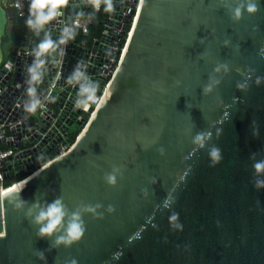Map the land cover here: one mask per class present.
Segmentation results:
<instances>
[{
    "label": "water",
    "instance_id": "water-1",
    "mask_svg": "<svg viewBox=\"0 0 264 264\" xmlns=\"http://www.w3.org/2000/svg\"><path fill=\"white\" fill-rule=\"evenodd\" d=\"M259 4L255 16L234 24L218 0H142L105 90L107 103L87 123L84 110L74 104L78 89L66 78L84 63L88 74L99 79L111 56L107 41L83 48L75 39L66 46L65 55L48 65L40 85L46 107L34 116L23 111L22 102L36 43L13 48L0 69V125L15 149L5 160L3 181L25 173L19 181L26 184L25 201L36 195L51 202L63 195L69 209L83 201L104 209L112 204L116 211H105L103 220L85 216L87 231L79 244L49 251L50 241L38 239L23 213L5 200L0 204V264H45L37 250L44 251L46 264L73 259L76 264H264V190L253 187L249 158L252 153L264 157V83L252 82L246 93L236 88L241 71L264 76L259 55L264 0ZM125 7L126 0H117L115 12L105 14L106 32L117 26ZM79 10L70 5L60 20ZM60 25H50L56 38ZM202 54L207 59H200ZM218 62H227L230 73L213 95L204 97L202 88ZM97 82L100 95L103 83ZM74 125L84 127L76 141L51 159ZM210 125L211 143L222 151L214 166L207 148L193 154L191 144L195 132ZM217 128L222 131L215 138ZM113 166H123L115 188L103 180ZM172 212L178 220H170Z\"/></svg>",
    "mask_w": 264,
    "mask_h": 264
},
{
    "label": "clouds",
    "instance_id": "clouds-1",
    "mask_svg": "<svg viewBox=\"0 0 264 264\" xmlns=\"http://www.w3.org/2000/svg\"><path fill=\"white\" fill-rule=\"evenodd\" d=\"M117 0H76L73 5L72 0H29L28 15L25 19V26L36 37H40L39 42L31 49L32 61L27 66L25 76V99L22 102V109L28 115H36L38 111L45 109V100L40 92V85L43 84L45 77L49 71L48 65L55 63L57 57L65 55L66 46L73 41L78 35L81 27V21L90 23L95 20L96 13L103 10L104 13H114L116 10ZM219 6L227 12L231 21L238 24L244 18L255 16L260 9L259 0H218ZM72 5L81 8L74 16L68 17L61 21L64 17L65 10ZM90 8L91 11L85 13L82 8ZM53 22L61 24L58 38L54 39L49 26ZM231 41L226 39L224 47L228 48ZM239 51V47H237ZM259 55L264 57V49L260 50ZM200 59H207L206 54H202ZM230 65L227 62H218L208 76L207 83L202 88V96L208 97L213 95L221 85L223 79L230 73ZM241 81H237V90L246 93L254 82L256 86L264 83V76L256 75L255 70L248 69L246 72H240ZM67 84L78 89L75 97V107L88 111L92 106L97 108L103 107L107 103V92L104 95H98L100 92V84L93 80L87 72L86 65L79 63L66 78ZM179 86V82H177ZM164 92L163 88L158 89ZM95 114V113H93ZM210 125L209 128L197 131L191 137L192 153L195 154L200 150L207 148L210 166H214L222 159L221 149L212 144L213 132ZM253 135H259V129L256 122L252 125ZM222 130L217 128L215 138L219 137ZM154 142V141H153ZM211 145V146H209ZM159 155L164 156L165 150L158 149ZM260 153H252L249 157L253 169V187L257 190H264V157L259 158ZM123 166H113L112 170L103 177L105 184L111 188L117 187L118 177L122 178ZM152 182V181H151ZM24 182L14 183L8 188L0 186V204L5 200L17 211L23 213L24 218L37 230L36 237L38 239H48L50 241L49 251L53 248L70 249L74 245L79 244L84 238L87 228L84 220L85 216H91L96 220H103L105 211L113 214L116 209L114 205L109 204L106 209L100 203L92 204L90 202H80L73 209H69L65 203L63 195L56 196L51 202L43 197L36 196L29 202L21 197V192L25 187ZM142 192L147 196L148 189ZM170 207V205H166ZM170 220H178L179 214L172 212ZM177 228L182 225L177 223ZM37 259L45 261L44 251L37 250L35 253ZM71 264H76L75 259Z\"/></svg>",
    "mask_w": 264,
    "mask_h": 264
},
{
    "label": "built area",
    "instance_id": "built-area-1",
    "mask_svg": "<svg viewBox=\"0 0 264 264\" xmlns=\"http://www.w3.org/2000/svg\"><path fill=\"white\" fill-rule=\"evenodd\" d=\"M141 2L142 0H126V7L124 8V10L119 16L120 19L117 21V26H112V30L109 32L105 31V26H104L102 37L99 40L104 39L107 41V46H108V49L111 51V56L107 58L108 59L107 61L103 62L101 66V73L99 75L100 78L95 79L94 77H91L93 80L95 81L98 80L103 83V91H102V94H100L102 96L104 95L105 90L110 85L117 71L118 65L122 58V54L125 50L129 36L131 34L133 25L137 19L138 12L141 6ZM28 3H29V0H12L9 6L16 10L19 18L25 20L28 15ZM83 11L86 12L87 10H83ZM63 20H66V19H63ZM91 25H92V22L86 23L84 21H81V27L79 31H81L83 35H87L90 30ZM78 43L80 47L88 48L86 47L85 40H82L81 42H78ZM89 65L90 63L87 64V66ZM96 109H97L96 106H92L88 111L83 112V117L86 119V123L90 119L91 115H93V113L96 111ZM84 113L86 115H84ZM5 130H6L5 127L0 125V179L1 181H3V174L5 173V169H6L5 160L9 156L14 155L15 153L13 149L3 150L1 148L3 143L4 144L9 143L7 136L4 133ZM71 146L72 145L67 143V141L65 144L61 143L59 147V153H57V156L59 154L66 153L71 148ZM33 171H36L35 167L33 168Z\"/></svg>",
    "mask_w": 264,
    "mask_h": 264
},
{
    "label": "crops",
    "instance_id": "crops-1",
    "mask_svg": "<svg viewBox=\"0 0 264 264\" xmlns=\"http://www.w3.org/2000/svg\"><path fill=\"white\" fill-rule=\"evenodd\" d=\"M11 1L12 0H0V69H2L9 60L11 52L15 46L20 45L23 42L33 41L31 34L27 33L28 31H25L23 35H17L15 33L14 24L17 22L18 18L16 10L9 6ZM52 35L53 38L56 39V34L52 32ZM84 115L86 114L84 113ZM75 126L77 127L78 125ZM70 132L72 131L70 130L69 134ZM9 136L10 135H7V137ZM66 138H64L63 141H66ZM2 146L15 151L14 147L10 146L9 143H3ZM53 152L55 151L52 150L51 153Z\"/></svg>",
    "mask_w": 264,
    "mask_h": 264
},
{
    "label": "trees",
    "instance_id": "trees-1",
    "mask_svg": "<svg viewBox=\"0 0 264 264\" xmlns=\"http://www.w3.org/2000/svg\"><path fill=\"white\" fill-rule=\"evenodd\" d=\"M90 11L91 10H88L85 13H88ZM16 15H17L18 20L14 24L15 33L17 35H23V33L25 31H28L27 33L31 34V37H32L33 41L35 43H38L40 37H36L34 34L29 32V30L25 26V20L19 18L17 13H16ZM104 16H105V13L103 12V10H101L99 13H96V18H95L94 21H92V25L90 26V30H89L88 34L87 35H83L81 33V31L78 30V35L76 36L75 39H77L78 42H81L82 40H85L86 41V47H88V48L93 47L95 41L99 40L102 37V33L104 31V25L102 24V19L104 18ZM73 41H71V42H73ZM4 42H5V40H4ZM83 128L84 127L77 126L74 131L70 132V134H68L67 138H66L67 143L72 145L76 141V139L79 136V134L82 132ZM1 148L3 150L7 149L5 146H1ZM49 157L51 159H54L55 157H57V153L53 152V153H51L49 155ZM24 178H26V174H20V175L14 176L12 178H8V179H6V180H4L2 182V186L5 187V188H8L11 185H13L14 183L22 181Z\"/></svg>",
    "mask_w": 264,
    "mask_h": 264
},
{
    "label": "rangeland",
    "instance_id": "rangeland-1",
    "mask_svg": "<svg viewBox=\"0 0 264 264\" xmlns=\"http://www.w3.org/2000/svg\"><path fill=\"white\" fill-rule=\"evenodd\" d=\"M76 128V126L74 125L70 130L73 131Z\"/></svg>",
    "mask_w": 264,
    "mask_h": 264
}]
</instances>
